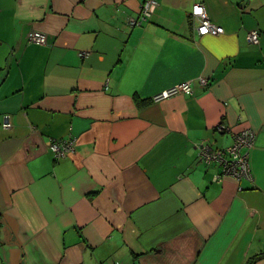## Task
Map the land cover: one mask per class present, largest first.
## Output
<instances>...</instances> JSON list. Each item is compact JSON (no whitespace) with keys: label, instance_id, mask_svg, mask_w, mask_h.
I'll return each instance as SVG.
<instances>
[{"label":"crops","instance_id":"crops-1","mask_svg":"<svg viewBox=\"0 0 264 264\" xmlns=\"http://www.w3.org/2000/svg\"><path fill=\"white\" fill-rule=\"evenodd\" d=\"M143 1L0 0V264H264V0H156L131 24ZM247 128L249 178L215 180L199 144Z\"/></svg>","mask_w":264,"mask_h":264},{"label":"built area","instance_id":"built-area-1","mask_svg":"<svg viewBox=\"0 0 264 264\" xmlns=\"http://www.w3.org/2000/svg\"><path fill=\"white\" fill-rule=\"evenodd\" d=\"M158 6L156 0H144L140 5L139 19H130L131 24L140 23V21L147 20L155 7ZM192 19L196 21L194 29L199 34H219L223 31L220 25L213 23L206 10L201 3H194L191 7ZM260 32L258 29H251L246 34L247 42L257 44L259 42ZM28 41L36 44H45V34L31 30L28 34ZM80 56H87L88 51H80ZM201 85L206 81L203 79L199 81ZM194 89L191 80L178 82L176 84L167 86L159 91L154 92L150 98L154 102H159L178 94L191 95ZM2 125L5 128L10 127L11 120L7 114L2 117ZM219 131H227L225 126H219ZM253 143V132L250 128L242 130L240 133L233 134L232 143L227 148H213L210 145L199 144L198 154L199 157L206 163H216L220 166V172L215 174L214 179L221 178L222 176H230L236 180L241 178H249V157L248 149L251 148ZM76 139L68 137L63 139H52L50 148L53 155L57 158L64 157L75 151ZM115 264H120L116 262Z\"/></svg>","mask_w":264,"mask_h":264},{"label":"trees","instance_id":"trees-1","mask_svg":"<svg viewBox=\"0 0 264 264\" xmlns=\"http://www.w3.org/2000/svg\"><path fill=\"white\" fill-rule=\"evenodd\" d=\"M142 4V3H141ZM139 9H140V7H139ZM134 19H139V14L136 16V17H134ZM141 22V21H140ZM208 84V82H206L205 84H203L202 86H204V85H207ZM151 102H153V103H155L154 101H151ZM160 102V101H159ZM6 115H7V113H5ZM5 114H3V115H5ZM3 115H2V117H3ZM9 115V114H8ZM10 116V115H9ZM216 130H218V128L216 127L215 128ZM219 131V130H218ZM219 132H223V131H219ZM49 148H50V144H49ZM50 150H51V148H50ZM74 153V152H73ZM261 254H264V252H262ZM260 255V254H259ZM259 255H257L256 257H258Z\"/></svg>","mask_w":264,"mask_h":264},{"label":"rangeland","instance_id":"rangeland-1","mask_svg":"<svg viewBox=\"0 0 264 264\" xmlns=\"http://www.w3.org/2000/svg\"><path fill=\"white\" fill-rule=\"evenodd\" d=\"M1 125H2V122H1ZM3 126V125H2ZM4 127V126H3ZM5 128V127H4ZM51 143V142H50Z\"/></svg>","mask_w":264,"mask_h":264},{"label":"clouds","instance_id":"clouds-1","mask_svg":"<svg viewBox=\"0 0 264 264\" xmlns=\"http://www.w3.org/2000/svg\"><path fill=\"white\" fill-rule=\"evenodd\" d=\"M152 95V94H151ZM151 99V98H150ZM152 101V100H151ZM75 148H76V146H75ZM52 152V151H51Z\"/></svg>","mask_w":264,"mask_h":264}]
</instances>
